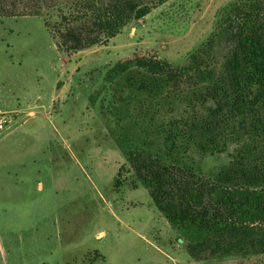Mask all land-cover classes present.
Listing matches in <instances>:
<instances>
[{"label":"rangeland","instance_id":"1","mask_svg":"<svg viewBox=\"0 0 264 264\" xmlns=\"http://www.w3.org/2000/svg\"><path fill=\"white\" fill-rule=\"evenodd\" d=\"M239 1L167 0L73 55L58 52L40 18L0 19V113L9 121L0 132V264H264V255L192 260L120 152L108 108L106 77L121 59L155 50L186 65ZM227 49L218 43L219 62Z\"/></svg>","mask_w":264,"mask_h":264},{"label":"trees","instance_id":"2","mask_svg":"<svg viewBox=\"0 0 264 264\" xmlns=\"http://www.w3.org/2000/svg\"><path fill=\"white\" fill-rule=\"evenodd\" d=\"M165 2L0 0V19L40 18L58 52L73 55L107 43ZM218 43L228 48L222 62ZM106 78L115 90L108 108L118 148L187 241L190 258L263 256L264 0L230 6L186 65L139 51Z\"/></svg>","mask_w":264,"mask_h":264},{"label":"built area","instance_id":"3","mask_svg":"<svg viewBox=\"0 0 264 264\" xmlns=\"http://www.w3.org/2000/svg\"><path fill=\"white\" fill-rule=\"evenodd\" d=\"M8 120L5 116H3V113H0V132H3L7 128Z\"/></svg>","mask_w":264,"mask_h":264}]
</instances>
